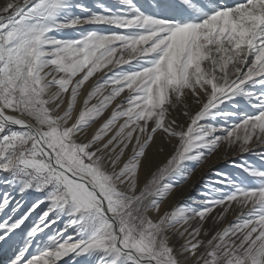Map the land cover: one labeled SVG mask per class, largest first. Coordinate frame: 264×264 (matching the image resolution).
<instances>
[{"label": "snow or ice", "instance_id": "1", "mask_svg": "<svg viewBox=\"0 0 264 264\" xmlns=\"http://www.w3.org/2000/svg\"><path fill=\"white\" fill-rule=\"evenodd\" d=\"M97 9L80 0L0 7V183L42 195L16 215L21 201L0 194V213L11 208L0 220V264H264V150L259 165L233 161L237 175L216 173L199 199L161 211L190 165L222 145L239 154L264 146V0ZM68 30L76 35L62 36ZM158 135L159 152L177 143L152 170ZM234 205L235 221L216 227ZM63 217L64 231L49 235Z\"/></svg>", "mask_w": 264, "mask_h": 264}, {"label": "rangeland", "instance_id": "2", "mask_svg": "<svg viewBox=\"0 0 264 264\" xmlns=\"http://www.w3.org/2000/svg\"><path fill=\"white\" fill-rule=\"evenodd\" d=\"M8 0H0V7H2L5 3H7ZM17 3H22V0H16ZM80 2L86 4L87 6L93 8V10H98L97 6L99 4H104L106 6H112L115 5L116 0H80ZM151 2V0H136V3L141 6L144 9H148V5ZM228 3H235L238 2V0H227ZM87 29H95V28H101L103 26H92V25H85L84 26ZM115 30V29H113ZM76 35V33L73 30H68L65 33L62 34V36H73ZM119 55V54H118ZM123 68L127 69L129 65H122ZM107 71V70H105ZM103 73H98L95 77L92 78L88 82V84L84 87L82 90V94L80 95L78 99V103L75 109V112L73 114L74 118L76 115H78L80 109L83 106V100L85 98V93L90 89L92 83L96 79H98L100 76H102ZM95 103V101H93ZM223 107V106H222ZM243 111L248 113H254L255 109H252L250 107H247L245 104H241L240 108L233 109L231 107V103L229 102V110H235V111ZM195 107H193L192 111H195ZM111 110H109L110 112ZM109 113L105 114V117L101 118L100 120H97L95 123L92 124L91 128L87 129V135L86 139L91 138V136L95 133V131L99 128L100 124L103 123V120L107 118V115ZM123 121H120L122 123ZM182 122H186L183 121ZM236 122V118H233L229 123ZM119 125H117L118 127ZM115 128L113 129L112 133H109V136L114 134ZM106 137L105 139H107ZM177 141L173 140L171 143H168L167 141L163 142V152H159L157 149L159 146H161V137L158 135L156 144L152 146V148L148 152L149 159L152 161V170H155L156 167L162 166L164 163H166L171 151H172V145L176 144ZM253 147L256 149L254 153H247V154H239L236 152V150L227 148L226 145H222L220 149L214 153L213 155L209 156V158L200 165H190V168H192L191 176L184 181H181L178 183L177 187L173 190L171 195L168 199H166L163 204L161 205V211L169 210L173 206H175L177 203L181 201H188L190 202V198H200L201 192L204 190V185L206 180H216L217 176L216 173H229L230 175H237L238 169L234 166L233 161L238 165L242 162L251 163L254 165H259L261 163L260 159V152L264 150V146H256L255 142L253 143ZM130 151L127 153V155H130ZM127 158V157H125ZM7 176L6 173H0V180H3ZM147 176V172L145 170H142L141 177L142 180ZM5 191L12 192V195L15 197L16 200H20L22 207L18 210L16 215H19L21 212L28 209L34 202H36L39 198H42L41 193L32 192L29 191L25 193L23 196L19 194L18 191H13L11 188H8L6 185L0 183V194H3ZM15 203V201H13ZM43 207V206H41ZM247 208L243 209V211L247 212ZM40 209H37L36 212L32 214L27 224L29 226L32 225L33 221L38 222V215ZM219 211V209H217ZM241 209L234 205L233 209L229 210L228 215L226 216L225 220L222 221L220 224H218L216 227L223 228L227 226L229 223L235 221L237 215ZM11 214V208L5 209L4 213H0V220L7 218L8 215ZM67 223V217L61 218L56 224L52 225L50 229H46L45 231L48 232L49 235L55 234L57 229L60 231H64V226ZM211 225V219H209L208 224L205 225V227H209ZM73 234V229L71 227L68 228L66 232H64V235H70ZM43 235V234H41ZM207 239V237H205ZM4 259V258H3ZM71 256L65 257L63 261L60 262V264H66V262H70Z\"/></svg>", "mask_w": 264, "mask_h": 264}, {"label": "trees", "instance_id": "3", "mask_svg": "<svg viewBox=\"0 0 264 264\" xmlns=\"http://www.w3.org/2000/svg\"><path fill=\"white\" fill-rule=\"evenodd\" d=\"M0 259H3V257H0Z\"/></svg>", "mask_w": 264, "mask_h": 264}]
</instances>
